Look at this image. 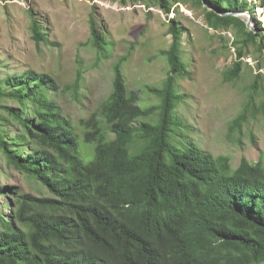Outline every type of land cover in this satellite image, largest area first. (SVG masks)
<instances>
[{
  "label": "trees",
  "instance_id": "1",
  "mask_svg": "<svg viewBox=\"0 0 264 264\" xmlns=\"http://www.w3.org/2000/svg\"><path fill=\"white\" fill-rule=\"evenodd\" d=\"M121 1L158 6L168 17L176 4L202 9L207 29L235 51L224 81L241 77L251 47L259 54L255 66L246 62L257 70L252 89L264 80L261 23L255 32L245 17L230 14L253 15L264 0H205L214 9L203 0ZM28 13L35 42L54 45ZM90 30L97 60L108 58L110 44L93 19ZM227 31L232 37L223 36ZM167 32L171 43L162 54L169 71L160 87H149L159 103L143 107L139 91L129 89L126 54L113 63L111 91L81 120V134L58 102L66 92L78 97L86 71L79 59L75 79L65 86L49 72L1 69L0 100L17 106L0 103V152L49 194H18L15 209L4 204L10 217L0 204V264H264V164L241 157L233 167L229 155L196 142L177 110L184 99L180 80L189 75L188 28L169 17ZM253 94L229 124L228 137L240 139L242 125L264 114ZM12 189L1 187L0 196Z\"/></svg>",
  "mask_w": 264,
  "mask_h": 264
},
{
  "label": "rangeland",
  "instance_id": "2",
  "mask_svg": "<svg viewBox=\"0 0 264 264\" xmlns=\"http://www.w3.org/2000/svg\"><path fill=\"white\" fill-rule=\"evenodd\" d=\"M177 5L173 6L169 17H175L188 28L183 41L189 72L180 80L184 99L177 107L178 112L191 124V135L196 142L215 155H229L233 167L241 157L264 164V114L242 125L241 132L236 134L240 139L228 137L229 124L251 93H254L255 103L264 106V80L257 89H252L257 70L255 67L251 70L246 64L255 66L253 57H258V52L251 47L241 77L234 82H225L223 73L236 59L234 49H228L225 38L207 29L202 9H191L189 3ZM28 10L36 14L54 45L35 42ZM169 17L158 6L142 2L0 0V73L4 67L9 72H49L61 86H65L75 79L79 59L86 71L78 97L76 99L72 93L66 92L58 102L62 113L72 119L81 134V120L97 111L111 91L113 63L126 54L129 57L124 72L129 89L139 91L142 103H146L141 104L143 107L159 103V98L149 91V87H160L169 71V64L162 54L171 43V35L167 32ZM91 19L110 44L109 57H100L99 61L90 42ZM256 22L261 23L259 33L264 34L263 6L259 5L252 15L251 25L258 31ZM223 36L232 37V32H223ZM0 103L17 106V102L9 99H2ZM151 120L156 121L157 114ZM92 157L91 154L85 155L84 159L88 162ZM3 186L13 187L0 196L7 217L13 216V212L4 204L10 202L11 208L15 209L18 194H49L25 172L8 165L0 152V188ZM12 220L18 224L14 217Z\"/></svg>",
  "mask_w": 264,
  "mask_h": 264
},
{
  "label": "water",
  "instance_id": "3",
  "mask_svg": "<svg viewBox=\"0 0 264 264\" xmlns=\"http://www.w3.org/2000/svg\"><path fill=\"white\" fill-rule=\"evenodd\" d=\"M203 5L204 6H206V7H208V8H210V9H214V8H212L211 6H209L207 3H206V1L205 0H203ZM223 14H228V13H223ZM230 14H232V15H237V16H242V17H244V16H246L247 18V22H246V25H247V27L249 28V29H251V30H253V31H255L256 32V29H254L253 27H252V25H251V20H252V15H251V13L249 12V11H241V12H231Z\"/></svg>",
  "mask_w": 264,
  "mask_h": 264
}]
</instances>
